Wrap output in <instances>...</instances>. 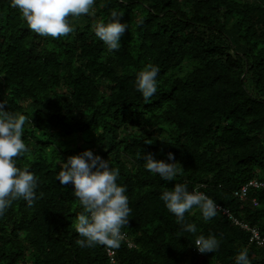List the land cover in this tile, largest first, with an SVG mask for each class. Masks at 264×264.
Listing matches in <instances>:
<instances>
[{"label": "trees", "instance_id": "16d2710c", "mask_svg": "<svg viewBox=\"0 0 264 264\" xmlns=\"http://www.w3.org/2000/svg\"><path fill=\"white\" fill-rule=\"evenodd\" d=\"M114 10L129 30L109 52L93 29ZM67 19L72 33L40 37L0 0V102L26 117L29 152L16 165L38 181L31 206L17 199L0 217V264H234L243 249L264 264V247L221 210L207 222L199 209L186 213L192 234L160 199L186 184L264 236V189L235 194L255 177L264 182V0H96L93 14ZM148 63L160 73L146 103L135 79ZM84 150L120 170L131 248L78 244L83 209L56 176L62 160ZM148 153L183 170L165 182L146 171ZM201 234L219 249L199 253L192 243Z\"/></svg>", "mask_w": 264, "mask_h": 264}, {"label": "clouds", "instance_id": "9594fccd", "mask_svg": "<svg viewBox=\"0 0 264 264\" xmlns=\"http://www.w3.org/2000/svg\"><path fill=\"white\" fill-rule=\"evenodd\" d=\"M95 3L96 0H11V7L19 10L33 33L55 39L74 31L68 22L69 16L93 14ZM122 16V10H114L107 23L101 21L94 25L95 36L109 52L120 50V37L129 30L128 24L120 22ZM159 73L158 66L148 63L136 75V91L146 103L157 93ZM6 109L7 105L0 102V217L6 214L17 199L22 198L31 206L37 199L38 187L36 176L28 169L21 170L16 165L15 158L25 157L29 152L22 139L26 117L12 114ZM167 159L173 161L174 157L168 153ZM143 160L146 171L158 175L165 182L175 181L183 170L182 167H176L177 163L154 160L150 153L144 154ZM119 178V168L112 167L108 160L94 155L90 150L69 156L66 161L62 160L56 180L60 185H72V192L83 209L75 222V232L82 237L78 241L81 248L102 245L116 249L122 241L131 248L132 242L122 233V229L129 223L131 208L126 195L127 187L117 182ZM160 199L167 210L175 215L182 230L192 234L197 233L198 229L194 223H184L186 213L199 209L203 220L207 222L217 215V209L222 213L226 210L217 206L203 192L189 191L188 186L182 183H176L170 191H163ZM192 244L201 254L214 253L220 246L215 236L206 237L202 234ZM234 264H251L247 249L235 256Z\"/></svg>", "mask_w": 264, "mask_h": 264}, {"label": "built area", "instance_id": "2783aa9c", "mask_svg": "<svg viewBox=\"0 0 264 264\" xmlns=\"http://www.w3.org/2000/svg\"><path fill=\"white\" fill-rule=\"evenodd\" d=\"M256 189H264V182L258 180V179H252L249 180L247 183L243 184L236 192L235 194L241 198L246 199L248 197V194L251 190ZM251 203L253 206L258 205V201L255 197L251 198ZM224 213L232 218V220L239 225L242 229L248 231L250 233L249 241L255 242L258 247H264V236L261 235L258 227L251 226L247 222L236 220L232 215L229 214L228 211L224 210ZM108 256L110 257V260L112 263H116L113 255V250L108 249L107 250Z\"/></svg>", "mask_w": 264, "mask_h": 264}]
</instances>
